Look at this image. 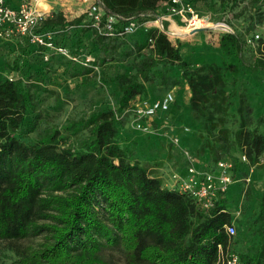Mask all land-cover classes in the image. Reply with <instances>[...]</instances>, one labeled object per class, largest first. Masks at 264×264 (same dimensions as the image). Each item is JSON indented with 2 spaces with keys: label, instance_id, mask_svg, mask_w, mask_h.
Returning a JSON list of instances; mask_svg holds the SVG:
<instances>
[{
  "label": "trees",
  "instance_id": "1",
  "mask_svg": "<svg viewBox=\"0 0 264 264\" xmlns=\"http://www.w3.org/2000/svg\"><path fill=\"white\" fill-rule=\"evenodd\" d=\"M99 1L108 14L119 16L125 24L130 18L145 22L154 17L167 0ZM198 1L194 0L195 7L205 14L197 7ZM239 1L222 0V11L233 10ZM213 4L210 0V7ZM82 21L67 22L60 12H53L40 30L58 33ZM85 28L101 46L100 66L110 60L109 49H116L113 44L129 37L109 39ZM131 37L139 55L146 49L150 54L141 59L133 74L116 76V107L38 132L33 141L23 136L36 131L29 118L38 106L36 94L44 91L41 79L29 77V84L23 78L0 81V241L43 238L36 248L6 264H113L107 256L117 250L125 264H225L230 254L246 264H264V184L248 223L249 234H244L241 225L230 237L226 231L233 224L226 196L229 190L206 210L189 195L166 187L165 178L137 160L120 138L121 118L135 98L148 95V83L159 78L165 84L171 81L172 86L184 82L190 91L192 119L203 141L195 154L205 151L210 156L200 166L212 169L221 159L232 160L237 179L241 155L250 166L260 162L264 133L251 129L247 104L239 107L238 128L227 127L235 97L234 91L226 90L228 74L236 83L241 67L264 73V39L256 51L258 57L248 62L245 35L221 34L220 49L229 61L222 66H194L183 58L180 43L174 44L158 28L140 30ZM37 52L41 54L40 49ZM175 67L180 77L169 78ZM12 68L22 70L19 59ZM247 198L253 197L249 194Z\"/></svg>",
  "mask_w": 264,
  "mask_h": 264
},
{
  "label": "rangeland",
  "instance_id": "2",
  "mask_svg": "<svg viewBox=\"0 0 264 264\" xmlns=\"http://www.w3.org/2000/svg\"><path fill=\"white\" fill-rule=\"evenodd\" d=\"M214 4L209 5L210 0H199L197 7L209 15L215 21H225L230 25L233 34L245 35L246 38L259 34L264 39V0H242L233 10L222 11V0H213ZM53 12H61L55 7ZM52 12V13H53ZM68 22L76 18L67 14ZM227 32H214L198 35L194 39L186 41V37L170 39L174 44L180 43L183 58L194 66L214 64L222 66L227 57L220 49V36ZM21 37L0 38V81L6 78L21 79L26 84L34 79H41L40 83L44 91L36 94L38 106L29 118L36 131L25 135V131L19 133L26 141H33L37 138L38 132L49 128H62L70 119H79L96 114L109 108H115L119 93L117 89L116 76L119 74H133L144 56L150 54L146 49L139 55L134 49L132 37L124 42H115V50L109 49L112 54L110 60L101 66L98 59L102 58L101 46L94 34L90 31L79 29L68 31L62 35L61 41H65L73 49L79 48L77 54H91L95 58V65L98 70L85 69L73 62L59 56H52L46 62L41 55H38L34 45L28 43V49L20 44ZM32 47V48H31ZM26 49V50H24ZM257 49L246 46L244 56L248 62L254 61L258 54ZM260 56V55H259ZM20 60L21 71H13L12 63L15 59ZM113 59V60H112ZM233 60V59H232ZM231 60V62H232ZM236 62V60H233ZM233 62V63H234ZM179 70L175 67L170 71L168 77L175 79L180 77ZM32 78V80L29 79ZM229 83L227 91H234L232 99L233 106L229 109L230 116L227 118V127L236 130L239 126V107L247 104L252 117L251 129H257L264 133V73H253L241 67V72L236 83L232 75L228 74ZM147 98H159L167 92L175 95V104L170 111L156 123L157 118L150 122V132H139L133 128L132 113L127 110L121 118L123 128L120 127L121 143L129 146L133 156L142 164H148L149 168L157 176L166 180L168 174L179 170L178 158L182 157L185 162V153L192 155L199 164L205 165L209 159L207 152L195 154L202 145L200 139L199 125L192 119L191 110L188 106L190 91L186 83L178 85L165 84L159 78L147 84ZM143 97L135 98L138 102ZM133 102V103H134ZM188 130V131H186ZM188 140L184 141L183 137ZM239 156V153H235ZM181 162V161H180ZM157 163H160L157 165ZM163 170V171H162ZM241 175L237 179L238 184L230 187L228 194V207L233 213V225L238 229L242 225L245 235H248V223L253 219L256 210V201L262 192L263 181L257 183L264 174V154L260 162L254 166L243 163L239 164L238 171ZM249 179V181H248ZM253 193V201L247 197ZM43 241L42 237L28 238L18 241H0V264L9 263L13 258L22 255L32 248H36ZM109 261L113 264H125V259L118 250L109 252Z\"/></svg>",
  "mask_w": 264,
  "mask_h": 264
},
{
  "label": "built area",
  "instance_id": "3",
  "mask_svg": "<svg viewBox=\"0 0 264 264\" xmlns=\"http://www.w3.org/2000/svg\"><path fill=\"white\" fill-rule=\"evenodd\" d=\"M39 0H17V6L11 7L8 0H0V38H13L14 36L26 39L30 44L41 51L43 60L48 62L52 56L62 57L85 69L98 70L95 58L91 54H77L68 47L57 44V32L40 30L46 14L38 7ZM164 13L154 17H147L145 22L130 18L125 24L115 14H108L99 0H94L87 8L84 27H91L100 36L107 38L127 37L140 30L158 28L169 39L188 37L200 32H227L232 33L225 21H215L207 14H201L194 5V0H167L163 2ZM179 18L182 27L174 29L173 18ZM177 24V23H176ZM181 30V32L176 31ZM233 34V33H232ZM261 36L255 34L246 38V46L258 49L262 47ZM153 44L152 40H149ZM12 80L13 78L10 77ZM175 103V95L167 92L161 99L154 102L141 99L134 102L129 111L133 116V128L139 132H150V122L155 117L166 114ZM188 131V130H186ZM240 163L248 164L245 155L239 157ZM235 164L232 160L221 159L214 168L201 167L197 160L185 153V174L172 171L167 175L165 186L175 189L194 198L206 210L211 209L219 194L226 193L237 181L233 176ZM249 181V179H248ZM227 234L233 237L237 234L236 227L226 226ZM225 264H246L236 254H230Z\"/></svg>",
  "mask_w": 264,
  "mask_h": 264
},
{
  "label": "crops",
  "instance_id": "4",
  "mask_svg": "<svg viewBox=\"0 0 264 264\" xmlns=\"http://www.w3.org/2000/svg\"><path fill=\"white\" fill-rule=\"evenodd\" d=\"M94 0H39L38 1V7L42 10V11H44V13L46 14V17H49V16H51V14H52V12H53V10H54V8L55 7H57V8H60V10H61V14L64 16V18L66 19V21L68 22V19H67V14L68 15H71L72 14V17H74V18H76L77 17V19L78 18H81V19H83V21H82V24L80 25V26H66V27H64L63 28V30L61 31V32H58L57 34V36H56V38H55V42L57 43V44H61V45H65L66 43H65V41H61V38H62V35L64 34V33H66V32H68V31H73V30H76V29H79V30H81V31H85V30H87V28H85L83 25H84V22H85V19H86V15H85V12H86V10H87V8H88V6L93 2ZM8 4L11 6V7H16L17 6V0H8ZM164 8L162 7V5H161V7L159 8V10H158V13H164V10H163ZM179 18H177V17H174L172 20H173V24H171L172 25V27L174 28V29H176V28H178V27H182V25L179 23V22H177V20H178ZM177 23V24H176ZM229 25V24H228ZM230 26V25H229ZM181 31V30H180ZM91 32V31H90ZM208 33H213L214 34V31L213 32H200V33H198V34H195V35H190V36H188V37H186V41L188 42V40L190 39H194V37H197L198 35H203V34H208ZM129 37H131V36H129ZM20 44H22V46L24 45L25 46V48H29L28 46V41L26 40V39H22L21 41H20ZM32 47H34L35 49H38L36 46H32ZM31 47V48H32ZM245 48H246V45H245ZM24 50H26V49H24ZM38 53V55H41V54H39V52H37ZM40 57H42V55L40 56ZM55 57V56H54ZM54 57H51V61L54 59ZM55 58H57V57H55ZM163 96V95H162ZM162 96L161 97H159V98H147L146 96H143V98L144 99H146V100H149V102H154V101H156V100H159V99H161L162 98ZM175 104V103H174ZM173 104V105H174ZM173 105L171 106V107H173ZM165 115H161L159 118H157V120H156V123H160L162 120L161 119H165V118H163ZM161 118V119H160ZM183 139H184V141H187L188 140V137L187 136H184L183 137ZM182 157H179L177 160H178V164H179V167H177L179 170H177L178 172H180V173H182V174H185V172H186V170H185V162L184 161H182V159H181ZM181 161V162H180ZM244 165H246V164H244ZM239 169V168H238ZM163 171V170H162ZM238 170H236L235 171V174L237 175V176H239V177H236L237 179H239L240 178V174H239V172H237ZM260 180L261 181H263V184H264V174L262 175V177L261 178H259L258 179V181L257 180H255V182H256V185H257V183L258 182H260ZM235 184H238V181H236L235 182ZM234 184V185H235ZM259 184V183H258ZM233 186V185H232ZM263 187V186H262ZM251 192V191H250ZM249 192V194L253 197V193H250ZM262 192H263V189H262ZM262 192H261V194H262ZM260 194V195H261ZM247 200H248V198H247ZM254 200V198H252V200H248V201H253Z\"/></svg>",
  "mask_w": 264,
  "mask_h": 264
}]
</instances>
